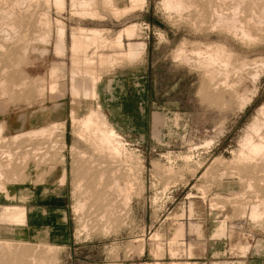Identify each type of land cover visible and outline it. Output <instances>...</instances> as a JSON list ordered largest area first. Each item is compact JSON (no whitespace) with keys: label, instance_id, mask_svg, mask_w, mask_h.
Returning <instances> with one entry per match:
<instances>
[{"label":"rangeland","instance_id":"374dc122","mask_svg":"<svg viewBox=\"0 0 264 264\" xmlns=\"http://www.w3.org/2000/svg\"><path fill=\"white\" fill-rule=\"evenodd\" d=\"M2 1L1 9L27 10L28 3L32 8L22 23L21 42L5 40L2 29L8 27L0 25L5 26L0 27V78L20 85L12 100L0 91V125L7 137L6 141L0 138V264H147L156 259L172 264L188 258L202 264H264V220L242 214L252 202L264 201V165L242 167L235 158L263 121L264 69L254 81L251 70L245 71L240 63L264 59V40L242 44L214 30L211 20L201 24L196 13L192 15L195 22L173 20L163 11L161 0H146L124 16H115L98 0L102 15L94 18L71 11V0H65L60 10L54 0ZM45 13L51 20L49 43L35 40L45 29L39 23ZM58 22L66 29L64 54L55 52ZM133 23L138 28L134 39L124 37L123 47H105L102 52L123 54L129 42L142 41L143 54L128 59L122 55V62L101 70L95 78L84 76V71L77 77L86 92L89 87L95 89L87 95L79 83L78 113H88L93 104L95 121L99 118L105 129L112 128L126 147L120 158L123 166L116 171L118 166L108 162L103 167L106 185L97 187L98 180L89 175L85 160L94 150L87 138L79 136L71 118L72 31L96 27L114 39L120 29ZM23 40L30 49L27 60L17 66ZM182 40L224 44L235 56L233 65L212 80L175 58ZM25 76L29 83L21 85ZM224 80L228 83L223 84ZM54 82L56 92L51 90ZM45 127H49L45 135L13 137ZM3 153L16 160L9 165ZM131 176L135 187L125 203L124 189L115 187L114 181L122 180L125 187ZM78 179H86L85 185L75 192ZM77 200L85 202L81 212L75 211ZM10 210L16 212L2 217ZM196 222L201 225L200 234L190 228ZM220 224L226 232L213 236L212 230ZM181 226L185 232L173 253L169 240ZM157 231L161 232L158 255L151 250ZM239 244L248 248L242 250Z\"/></svg>","mask_w":264,"mask_h":264},{"label":"bare ground","instance_id":"6f19581e","mask_svg":"<svg viewBox=\"0 0 264 264\" xmlns=\"http://www.w3.org/2000/svg\"><path fill=\"white\" fill-rule=\"evenodd\" d=\"M6 1H8V0H6ZM116 1L117 0H103V4L107 7H109L110 10L113 12V14H115V16H120L123 14L125 15V13H127V12L130 13V11L133 9L136 10V8L137 9L141 8L146 0H128L125 4L123 2L124 5H118ZM54 2H55L56 8H58L59 10L63 9L65 4H66L65 0H54ZM22 3L25 4V1L23 2V0H22ZM4 4H6V3L4 2ZM8 4H10V3H8ZM15 4H17V2ZM15 4L13 5L14 7L16 6ZM98 4H99L98 0H71V9H72L71 11H74L75 14H77L78 16H81L83 18H85V17H90V18L98 17V16L102 15V14L100 15V13L98 11ZM160 4L162 6L163 11L166 13V15L169 18L172 17L173 20L176 19V20H179V21L186 23V21H191L193 19L192 15L194 13H196V14H198L197 19L200 21L201 24L208 21V20H211L212 26H213L212 28L214 30L223 31V32L227 33L228 35L237 39L242 44H249L250 43L249 45H252V43L255 44L260 40H262V41L264 40V0H161ZM28 6L29 7L31 6L30 3H28ZM16 7H15V9H16ZM18 7H20V6L18 5ZM29 7L26 6V8H28L27 10H25V9L21 10L19 8L20 9L19 11H15V9L13 11V10H8V8L7 9H1L0 8V17H2L0 19L1 20L0 25L5 24L8 27V29L7 28L4 29L3 27H5V26H3V27L0 26L1 28H3L2 32L4 31V34L6 33L4 36L5 40L10 41V42H14V43H18V42L22 41L23 36H24V33L22 32V29H23L22 23L25 19V16L30 13ZM30 8H32V7H30ZM49 21H51V20L48 19V13L47 14L45 13L44 16L40 17L39 23H41L42 25L41 24L40 25L44 26L45 29L44 28H43V30L40 29L42 31H40V33H38V35H36L37 37L35 38V40H39L42 42H48V43L50 42V39H51L50 33H52V31H50L51 26H50ZM193 22H195V21H193ZM57 24L59 25V27L57 29V42L55 44V52L57 54H64L65 51L67 50L66 49V43H65L66 29H65L64 24H62L61 22H58ZM137 30H138L137 23H133V24H131V25H129L123 29H120L118 31V33L116 34L114 39L107 37L105 35L104 31L101 30V28L98 29L96 27L95 28L79 27L75 31H72L73 32L72 33V39H71L72 40V46L70 48L71 52H72V61H71L72 62V67H71L72 68L71 69L72 78L70 80L71 81L70 87H71V94L74 96V99H73V105H72V109H71V118H72L74 124H77V126L79 128L77 131L79 133V136H81L82 138L83 137L87 138L89 141L87 139L86 140H87V142L90 143V146L92 147L91 149L94 150L93 154L89 155L90 158L87 157L85 160H86V162H87V160L89 162V163H87V166H86L87 167L86 170L88 171L89 175H91V177L95 175L96 180H98L97 181V187L99 184L101 186L105 182L104 179H105L106 174L104 172L105 169L103 170V167H105L106 164H109L108 162H110V163L114 162L113 164L118 166L116 171L120 170L119 165H120V161H122V159H120V158H122V156H125L124 155V149L126 147H124L121 144L123 142L119 140V137L116 135V133L114 132V130L112 128H108L106 126L108 129H105L104 123L98 122L99 118L97 121H95L94 116L96 114V111L93 108L94 107L93 104L90 103L93 107L91 108V105H90V111L87 109L89 112L86 110L88 113H85V114H83V113L79 114L78 113L75 104H78L79 102L81 103V100L77 99V98H79L81 96V94H82L81 87H83V86H81L80 82H77V79H79L77 77L80 74L79 72H81V71H84L85 72L84 76L87 77V74L94 76L95 74L97 75L101 70L103 71V69L108 70L110 68H113L114 67L113 65L115 63L117 64V62H119V63H120V61L122 62V55H126V57H124V58L128 59L130 56H138V55L143 54V52H145L146 45L142 41L141 42H133V41L129 42V44H128L129 48L123 54H121L122 51H120V50H118L120 52H117V53H116L117 50L116 51L111 50L113 52L111 54L110 53L106 54V53L102 52L105 49V47H113V46L123 47L125 45V43L123 41L124 37H127L130 40L134 39L137 35ZM25 40H23L24 43L22 44L21 48L18 49L19 54H18V58L17 57L16 58L21 60V61L16 62V63H18L17 66H19L21 62H24L27 60L26 58H27V54H28V49H30L29 48L30 43L25 42ZM3 47L4 46H2V48ZM91 49H93L94 51H93V53H91V55H89V52ZM4 52H6V50H4ZM231 52L226 49V46L224 44L191 43V42H188V40H184V41L182 40L180 45L178 46V48H175L174 56L179 61H181V62H183V63H185L191 67H194L197 70L203 71V73H205L204 75H208V76L210 75L212 80H215L217 76L222 74V71L229 70V68L231 67V64L233 65L232 62L234 61L235 56H233V53H231ZM12 58H14V57H12ZM240 66L245 71L251 70V71H249L250 77H251V79L256 81L257 78L261 75V70L264 69V59L260 58L258 60H253V61H247V60L243 59L242 62L240 63ZM237 70H239V68H237ZM5 71H7L6 68H5ZM93 76H89V77H93ZM228 76L229 75L226 76V79ZM89 77H88V79H89ZM28 78L29 77H27V76H25V78H21V80H23V81H21L22 84L21 83L20 84L21 85L26 84V82H28ZM40 78L41 77H39V79ZM43 78L44 77H42L41 79H43ZM94 78H95V76H94ZM96 79H98V78H96ZM80 80H81V78H80ZM0 81H1L0 82V87H1L0 91H2L1 92L2 96L8 97L10 100H12L14 98V93H15L14 90L16 88H19L20 85H17L16 83H13V82L11 83L10 79H8V78L1 79ZM42 81L43 80H41L40 83H42V86H43V84H45V83H43ZM91 82L94 83V81H91ZM91 82H90V84L92 85ZM54 83L51 86V90L56 92L58 84L57 83L54 84ZM79 83H80L81 87L79 86ZM87 83H89V82H87ZM95 83H96V81H95ZM227 83L228 82H226V81L223 82V84H227ZM90 84H87L86 87L88 88V86ZM11 85H12V90H11ZM39 86H41V85H39ZM43 88H44V86H43ZM89 88L88 89L91 91L92 87H89ZM93 88H94V85H93ZM44 90L45 89H43V91ZM84 90H85V88H84ZM92 90L95 91V89H92ZM84 92H86V90ZM89 92H86L87 95ZM92 93H94V92H92ZM85 94H84V96H85ZM89 96H93V94L89 95ZM103 122H105V121H103ZM50 125H52V124L50 123ZM50 125H49V127H51ZM53 126H54V124H53ZM49 127L48 128L45 127L44 129L40 128V130H33V131L26 132V133L22 132L20 134L14 135L13 137L18 138V137L26 135L27 133L28 134H30V133L37 134L38 136L39 135L40 136L45 135V133L48 131ZM3 131H4V129L0 125V138L2 140L6 141L7 137L3 135ZM64 147H65V145H64ZM12 152H13V150H12ZM48 152L46 153V155L48 154ZM71 152H72V150H71ZM83 154L87 155V152H83ZM5 155L6 156L8 155V162H9L8 164L9 165L12 164V162L16 160V158L10 153H3L2 154L3 157H5ZM235 158H236L237 163L240 164L242 167L243 166H252V165H257V164H260V165L263 164L264 165V107H263V121L260 125V128L257 130L256 134L253 135V137H251V140L249 138V141L245 140V142H243L241 144L240 150L238 152H235ZM121 165L123 166V164H121ZM129 169H130V167H129ZM2 173L3 172L1 171V168H0V174H1L0 177L3 176ZM95 178H92V179H95ZM133 178L134 177L131 176V179L127 181V183L125 184V187H123L121 182H120L122 180L119 181L118 178L116 180L114 179L115 180L114 181L115 187H117L120 190L124 189L123 192L125 193V198H123V200L125 203L130 201L129 199L131 198L132 193L134 191L135 186H133V185L135 184V182H133L134 181ZM78 180L75 183V192L84 187L85 184L83 185L82 182L86 179H78ZM250 182H249V184H250ZM249 184H248V186H249ZM105 185L106 184H104L103 186H105ZM250 186L253 187L252 185H250ZM249 189H250V187H249ZM251 190H252V188H251ZM85 191L87 193V191H89V189H87ZM236 197H237V195H236ZM120 198H122V197H120ZM84 207H85V202H83L81 200H77L74 208H75L76 212H79V211L81 212L84 210ZM244 207H245V205H244ZM242 214L244 216L249 215L251 217V219H253L254 221L264 220V201L263 202H256V203L252 202L251 205H249L247 208H244V211L242 212ZM85 227L86 226H84L83 229ZM147 264H152V263H147Z\"/></svg>","mask_w":264,"mask_h":264},{"label":"crops","instance_id":"0c3cea01","mask_svg":"<svg viewBox=\"0 0 264 264\" xmlns=\"http://www.w3.org/2000/svg\"><path fill=\"white\" fill-rule=\"evenodd\" d=\"M14 212H16V210L15 211H13V210H10V211H8V212H6L5 214H3V216L2 217H5L7 214H12V213H14ZM193 213V207H192V203H191V205H190V215ZM16 215L17 214H15L13 217L15 218L16 217ZM5 219V218H4ZM190 228H191V230L192 231H195V232H197V233H199L200 234V232H201V225H200V223L199 222H196V223H191L190 224ZM184 232H185V228H184V226H181L178 230H176L175 232H174V234L171 236V238H170V240H169V242L171 243V245H170V250L174 253L175 252V246H174V244H177L178 242H179V238H180V236H182V235H184ZM226 232V227L224 226V224H220L218 227H216V228H214L213 230H212V233H213V236H222L224 233ZM155 235H154V240H155V245H154V247L153 248H151V250L152 251H154L155 252V254H160L161 253V241H160V235H161V232H159V231H157V232H155L154 233ZM239 246V248H241L242 250H246L247 248H248V244H239L238 245ZM191 244H190V246L188 247V249H187V254H188V257H190L191 256V254H192V250H191ZM147 263H152V264H160V262H159V260H155V261H146ZM177 262V263H176ZM185 262V263H184ZM202 264V263H199V262H197V261H193V260H191V259H187V260H183V261H176V260H174L173 261V263L172 264ZM211 264H224V262H220V261H213Z\"/></svg>","mask_w":264,"mask_h":264}]
</instances>
